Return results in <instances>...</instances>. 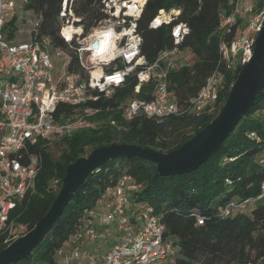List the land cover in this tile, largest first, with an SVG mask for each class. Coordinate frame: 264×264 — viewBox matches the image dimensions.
I'll return each instance as SVG.
<instances>
[{"label": "trees", "instance_id": "16d2710c", "mask_svg": "<svg viewBox=\"0 0 264 264\" xmlns=\"http://www.w3.org/2000/svg\"><path fill=\"white\" fill-rule=\"evenodd\" d=\"M26 8L43 19L33 36H49L55 46L67 49L69 43L58 34V15L62 0H26ZM229 0H147L139 19L138 31L143 37L142 52L154 61L159 52L173 46L172 26L187 22L190 32L181 47L194 54L169 73V90L181 106H186L216 70L224 74L217 103L199 114L171 115L159 122L155 118L123 117L122 105L130 98L151 99L154 86L138 83L131 77L111 98L101 97L91 105L101 107L92 119L97 127H87L61 139H41L32 150L41 155L42 167L32 193L11 211L7 227L0 233V251L19 236L34 228L50 209L58 195L67 166L93 149L113 143H132L169 152L180 147L211 122L221 111L242 62L228 67L221 58L220 42H231L240 32L235 26L226 32L220 26L221 11H229ZM102 0H77L79 11L85 12L87 25L102 16ZM178 8L180 14L169 24L150 27L161 9ZM15 17L3 28L7 39L15 37ZM70 70L84 71L75 56ZM74 109L59 105L58 112ZM115 120L116 124L111 121ZM257 132L259 139L248 135ZM264 87L247 114L237 124L224 144L197 169L183 174L161 176L157 166L140 157H118L108 160L93 171L79 186L72 200L42 241L25 258L9 264H58L56 255L77 231L87 211L94 208L108 186L123 174L133 176L141 189L134 200L145 202L161 216L164 237L170 239L175 252L161 264H264V197L259 198L264 182ZM230 180V182L228 181ZM255 199L249 210L222 215L219 208L232 200ZM202 219V222L200 221ZM22 226L25 230L14 232Z\"/></svg>", "mask_w": 264, "mask_h": 264}, {"label": "built area", "instance_id": "2783aa9c", "mask_svg": "<svg viewBox=\"0 0 264 264\" xmlns=\"http://www.w3.org/2000/svg\"><path fill=\"white\" fill-rule=\"evenodd\" d=\"M146 1L102 0V16L89 26L85 12L77 8V0H62L58 34L69 43L65 49L55 46L49 36L34 35L25 42L7 39L3 28L13 17L17 0H0V233L18 202L35 190L42 158L32 148L41 139L58 140L77 130L97 127L98 121L92 117L102 108L90 102L113 97L129 78L138 80L135 93L148 83L154 90L149 100L132 97L121 106L126 120L143 115L162 122L171 115L199 114L217 103L224 80L219 70L207 78L186 106L174 99L168 77L171 70L188 62L190 51L181 45L190 26L184 21L175 23L171 29L173 46L149 61L142 52L143 37L138 31ZM228 4L229 11H221V28L231 32L235 26L241 27L231 42H220L221 58L232 67L238 62L244 65L253 54L264 20V0H229ZM180 12L175 7L161 9L150 27L169 24ZM38 16L36 34L43 19L41 13ZM71 56L84 71L69 69ZM54 58L61 60L63 67L56 77ZM59 105L74 110L58 112ZM248 136L259 139L255 131ZM141 187L128 174L108 186L66 242L70 250L63 246L58 251L62 264H161L172 255L175 246L164 237L166 227L161 216L147 203L134 200ZM254 202L253 198L232 200L219 210L229 215L249 210ZM111 240L113 245L105 253H100L97 245L86 247Z\"/></svg>", "mask_w": 264, "mask_h": 264}, {"label": "water", "instance_id": "95a60500", "mask_svg": "<svg viewBox=\"0 0 264 264\" xmlns=\"http://www.w3.org/2000/svg\"><path fill=\"white\" fill-rule=\"evenodd\" d=\"M97 46V43H95ZM264 87V20L258 32L251 58L238 72L219 114L180 147L163 152L132 143H113L93 149L78 157L66 168L62 187L47 213L34 228L16 238L0 251V264L27 257L74 197L81 183L99 166L118 157H140L154 162L161 176L191 172L217 151L253 106Z\"/></svg>", "mask_w": 264, "mask_h": 264}, {"label": "rangeland", "instance_id": "374dc122", "mask_svg": "<svg viewBox=\"0 0 264 264\" xmlns=\"http://www.w3.org/2000/svg\"><path fill=\"white\" fill-rule=\"evenodd\" d=\"M26 0H17V5L13 11V17H15V37L12 39L14 42H25L31 41L33 39L34 29H35V22L38 20L39 16L33 10H29L26 8ZM188 62H192L195 58L194 54L189 52L188 55ZM54 66L55 69L53 70L54 76H58L63 67L61 60L54 58ZM25 230V227L19 226L14 229V232H22ZM113 241V240H112ZM111 245V242H107ZM113 244V243H112ZM65 250H70V246L67 243L64 247ZM56 258L58 259V264H62V259L60 258L59 254L57 253Z\"/></svg>", "mask_w": 264, "mask_h": 264}, {"label": "crops", "instance_id": "0c3cea01", "mask_svg": "<svg viewBox=\"0 0 264 264\" xmlns=\"http://www.w3.org/2000/svg\"><path fill=\"white\" fill-rule=\"evenodd\" d=\"M109 242H111V245H109L110 243L109 244L108 243H97V244H91V243H89V244L86 245V247L88 249H93L97 245V246H99L100 253H105L113 245L112 244L113 243L112 240L109 241ZM66 244H64V247H65Z\"/></svg>", "mask_w": 264, "mask_h": 264}]
</instances>
